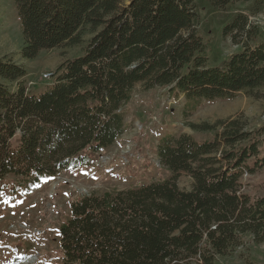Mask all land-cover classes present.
<instances>
[{
    "label": "trees",
    "instance_id": "obj_1",
    "mask_svg": "<svg viewBox=\"0 0 264 264\" xmlns=\"http://www.w3.org/2000/svg\"><path fill=\"white\" fill-rule=\"evenodd\" d=\"M22 55L82 43V28H101L82 55L60 64L53 85L26 92L25 67L0 57V193L8 176L39 179L89 165L91 155L125 133L124 109L138 84L168 89L189 102L254 94L264 85V39L250 20L264 0H13ZM226 13L223 35L242 50L211 66L198 28L200 9ZM246 10L232 11L237 4ZM231 11V12H230ZM243 116L190 123L193 135L168 133L156 149L172 176L149 184L82 194L60 226L64 264H216L248 240L264 243V193L242 178L264 167V125ZM182 172L194 183L179 186Z\"/></svg>",
    "mask_w": 264,
    "mask_h": 264
},
{
    "label": "rangeland",
    "instance_id": "obj_2",
    "mask_svg": "<svg viewBox=\"0 0 264 264\" xmlns=\"http://www.w3.org/2000/svg\"><path fill=\"white\" fill-rule=\"evenodd\" d=\"M239 3L232 11L246 10ZM231 12V11H230ZM207 6L200 9L198 28L207 45L211 66L222 64L242 50L231 36L223 35L226 17ZM264 39V10L250 18ZM82 28V43L42 51L36 58L22 55L25 40L13 0H0V57L25 67L26 92L40 95L54 83L53 75L63 62L83 54L90 39L100 30ZM127 128L108 149L91 155L89 165L70 167L57 176L39 179L8 176L0 193V264H64L60 226L71 215L72 201L82 194H102L169 179L172 173L157 157V145L168 133L186 132L203 141L212 132H195L190 123H215L243 116L249 127L264 125V85L254 94L241 91L233 98H215L191 103L184 94L168 89L145 92L138 84L133 100L124 109ZM193 177L182 172L179 186L190 190ZM243 191L252 197L264 193V167L242 178ZM202 264V263H197ZM216 264H264V243L245 242L236 252L219 257Z\"/></svg>",
    "mask_w": 264,
    "mask_h": 264
}]
</instances>
